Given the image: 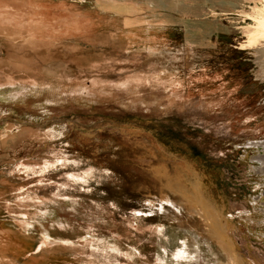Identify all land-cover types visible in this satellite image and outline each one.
Returning <instances> with one entry per match:
<instances>
[{
	"label": "rangeland",
	"instance_id": "obj_1",
	"mask_svg": "<svg viewBox=\"0 0 264 264\" xmlns=\"http://www.w3.org/2000/svg\"><path fill=\"white\" fill-rule=\"evenodd\" d=\"M251 6L0 0V36L71 44L57 51L60 64L93 67L95 82L83 81L101 103L100 112L31 104L25 113L18 108L31 97L8 99L17 86H0V131L46 134L30 156L0 146V185L24 194L0 209V264H264V227L255 228L264 220L255 159L264 157L255 149L264 140V76L255 77L242 30ZM38 155L52 168L26 163Z\"/></svg>",
	"mask_w": 264,
	"mask_h": 264
},
{
	"label": "bare ground",
	"instance_id": "obj_2",
	"mask_svg": "<svg viewBox=\"0 0 264 264\" xmlns=\"http://www.w3.org/2000/svg\"><path fill=\"white\" fill-rule=\"evenodd\" d=\"M243 1L244 4H246L247 2L253 3V6L250 7V11L246 12L247 14H249V18L251 19L252 22L242 27V30L245 33H247V35H250V36H245L244 47L247 49V53L253 57L254 64L257 68V71L255 72V77L257 79H261L258 77L264 76V0H243ZM239 14H244V13L243 11H241L239 12ZM41 37L43 36H9V35L0 36V40L3 41L6 52V57H4V59L5 58L6 59L0 61V86H11V87L15 85L17 86L16 88L14 87L15 90L13 89L9 91L8 94H12L14 92L15 95H10L8 99L19 100L26 96L31 97V100L28 101L23 100L24 106L18 108L21 111H24L25 113L26 111L32 110V108H30L31 104L35 105V107H37L38 109H42L45 106L47 107L49 105L48 111H53V112L58 111L60 113L65 112V110H69L73 112L86 111V113H89L91 111L100 112L101 108L97 106L98 104H101L100 98L96 103L97 99L96 101L93 100L94 96L92 95L91 91H89V89L85 87L83 81V79H89L90 82L92 83L95 82L94 78L96 72L93 69V67L92 68L90 67L91 64L89 60L87 59L85 61H82V64H87L89 68H91V70L79 69V70H73L71 72L70 70H67V67H65L63 64H60V60L58 59L59 57H57L56 55L60 47L61 46L64 47L66 46V44L59 42L61 40L56 39L57 36H51L46 42L43 41ZM65 40L66 39L62 38V41ZM93 40L87 39L85 42H92ZM15 42H20V43L15 44ZM70 45L71 44L67 45L66 47ZM45 47H49L51 50H53L54 54L42 55L41 53V56H37L36 54H33L34 52L29 53V51H33L35 49L41 50ZM74 49L76 50L75 46ZM133 78H139V76H133ZM22 94H25L26 96L25 95L22 96ZM3 100H5V98ZM103 105L105 104L103 103ZM106 109L107 107H105V110ZM20 127H17L16 125L6 124L3 126V128L0 131L1 134L0 146L7 149L6 151L7 155L13 154V156H15L17 150L20 147H22L23 148L21 149L23 150L22 153H26L30 156L34 152V150H36V148L33 149V147L35 146L34 145L35 142L40 140L41 137H44L46 135V134H40L38 131L30 128H20ZM60 133H63V130ZM258 141L259 143L255 146V149L259 154L260 150L264 149V140H258ZM39 156L41 155L35 157H39ZM41 158L45 160L46 157H39L38 159L35 158L36 159L35 161L27 160L26 158L25 159H26V163L28 164H34V165L42 164V166L38 168L39 171L40 170L46 171L48 169H51L52 165H54L52 164V161L49 160L42 161ZM143 158H145V156ZM255 159L256 161L260 160L261 163L260 166H263L262 167L263 170H261V173L264 175V157H262L261 155L255 157ZM25 168L29 169L30 172L37 170L34 166L32 167L26 164H25ZM26 174H28V172H26ZM151 174L153 175V178L156 181L157 177L154 176L152 171ZM22 190L23 189H21V186L8 187V186L0 185V209L2 210L7 209L9 211L13 199H17L20 196L24 195ZM11 192H14V194L10 195ZM256 201H259V199L256 198ZM20 209L22 210V208ZM246 214H248V212ZM262 216H264V210H262ZM40 225H41V229L40 228L39 229L41 230V233H43V231L45 230V225L42 224ZM258 227H260L261 229L264 227V220L260 222L259 226L255 228ZM260 237H262L261 239L264 240V236H260ZM20 238L24 243H29L27 240L30 239L29 236L23 235Z\"/></svg>",
	"mask_w": 264,
	"mask_h": 264
},
{
	"label": "snow or ice",
	"instance_id": "obj_3",
	"mask_svg": "<svg viewBox=\"0 0 264 264\" xmlns=\"http://www.w3.org/2000/svg\"><path fill=\"white\" fill-rule=\"evenodd\" d=\"M59 163V162H58Z\"/></svg>",
	"mask_w": 264,
	"mask_h": 264
}]
</instances>
